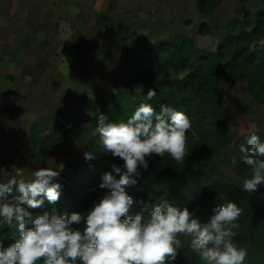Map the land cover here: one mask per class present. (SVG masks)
Wrapping results in <instances>:
<instances>
[{
	"label": "rangeland",
	"instance_id": "rangeland-1",
	"mask_svg": "<svg viewBox=\"0 0 264 264\" xmlns=\"http://www.w3.org/2000/svg\"><path fill=\"white\" fill-rule=\"evenodd\" d=\"M3 1L0 42L18 45V60H22L28 42V69L23 63L15 65L16 74L26 72L28 78L20 74L18 88L22 85V89L2 99L6 105L0 123V168L9 173L13 166L20 168L23 175L17 179L28 181L32 171L47 167L59 170L63 165L57 181L60 184L69 165L85 160V151L93 152L96 159L114 158L99 146L89 148V143L98 140L99 144L95 132L99 114L111 119L116 96L134 90V61L147 57L157 43L176 35L215 52L230 19L241 18L246 12L254 15L263 7V0H208L205 4V0ZM202 25L209 26L208 34H201ZM220 90L232 137L230 146L204 160L187 141V155L181 163L195 169L216 167L231 183L238 184L237 143L246 135L264 134V104L258 103L244 83L230 85L221 80ZM21 109L25 118L20 116ZM39 118L45 119L36 130L39 148H35L31 128ZM156 157L152 154L147 158L148 168L139 169V176L150 171ZM119 160L114 158L112 164L122 166ZM260 189L264 191V186ZM181 237V249L200 260L190 248V238Z\"/></svg>",
	"mask_w": 264,
	"mask_h": 264
},
{
	"label": "clouds",
	"instance_id": "clouds-1",
	"mask_svg": "<svg viewBox=\"0 0 264 264\" xmlns=\"http://www.w3.org/2000/svg\"><path fill=\"white\" fill-rule=\"evenodd\" d=\"M134 91L142 93L143 86H134ZM154 96L156 89L150 88L147 100ZM191 129V118L168 104L157 111L152 104L141 103L119 122L100 113L95 129L100 147L123 165L113 163L111 171L102 174L99 187L107 191L82 212L31 211L45 201L58 202L63 165L59 170L32 171L28 181L17 179L23 175L20 168L13 166L11 173L0 168V223L19 233L10 244L0 240V264H175L183 246L181 235L190 238V248L203 264H245L247 249L233 241L243 212L235 201L216 204L206 222L169 201L154 205L147 219L141 213L129 215L137 201L126 188L137 184L139 169L147 170L152 154L167 153L182 162ZM239 151L251 172L241 190L251 194L264 186V141L251 134ZM83 155L85 161L97 158L91 151ZM13 186L19 195L9 200Z\"/></svg>",
	"mask_w": 264,
	"mask_h": 264
},
{
	"label": "trees",
	"instance_id": "trees-1",
	"mask_svg": "<svg viewBox=\"0 0 264 264\" xmlns=\"http://www.w3.org/2000/svg\"><path fill=\"white\" fill-rule=\"evenodd\" d=\"M200 32L208 34L209 26L202 25ZM133 66V82L135 86L142 85L143 92L130 90L119 93L115 98V116L109 120H126L141 103H150L157 111L161 104H168L191 118L188 141L199 150L198 156L205 157L204 160L216 157L232 142L220 81L230 85L247 84L258 103L264 104V0L263 7L254 15L246 12L241 18L227 22L225 34L215 52L202 50L190 38L176 35L157 43L147 57L134 61ZM150 88L156 89V96L148 101L146 96ZM44 119L39 118L31 128V142L35 148H39L36 130ZM252 134L264 141L263 133ZM249 135L239 139L237 145L246 144ZM96 146L100 147L98 140L89 143V148ZM242 156L239 151L240 164L236 165L240 177L238 184L231 183L216 167L195 169L183 166L167 153L163 157L157 156L150 171L139 176L137 184L126 188V192L137 201L129 215L141 213L147 219L154 205L169 201L178 207H187L206 222L216 204L235 201L243 212L237 221L238 227L233 229V241L247 249L245 264H264V191L260 187L251 194L241 190L243 180L251 175L249 166L244 167ZM112 160H84L69 165L66 178L61 183L62 194L58 202L48 204L45 201L41 208L31 211L34 215L45 211L57 214L86 211L107 191L99 184L102 174L111 171ZM119 163L123 161L119 160ZM16 195L19 193L13 186L8 199ZM77 227L83 230V225ZM18 238L15 228L10 229L0 223V240L10 244ZM175 264H203V261L196 259L189 250L180 249Z\"/></svg>",
	"mask_w": 264,
	"mask_h": 264
},
{
	"label": "crops",
	"instance_id": "crops-1",
	"mask_svg": "<svg viewBox=\"0 0 264 264\" xmlns=\"http://www.w3.org/2000/svg\"><path fill=\"white\" fill-rule=\"evenodd\" d=\"M1 4L4 5L6 3L4 1L0 2V8H1ZM1 12L2 11L0 9V13ZM5 27H7V26H5ZM10 43L0 42V123H2V120H1L2 108L5 107V105H6V104L2 103L3 102L2 99H5L6 97L10 96L13 92L16 93L18 89H22V85L20 88H18V85L20 82L19 76H20V74L22 75V73H19V75L16 74L15 70H16L17 63L25 64L23 66V68L28 69V42H25V45H26L25 50H24L25 54L22 55V60H18V58L21 57V55L19 56L18 50H16L18 48V45H13V43H11V44ZM6 69L9 72L8 74L1 71V70H6ZM22 76H25L28 78V73L25 72L24 75H22ZM4 78L7 79V83L5 80L4 84H2L1 81ZM23 85L27 86L28 82H25ZM26 96H27V94H26ZM26 100H27V98H24L22 101L25 102ZM10 105H11V103H10ZM15 108H18V106H15ZM22 110L23 109L20 110V116L23 114ZM14 111H17V109H14ZM22 116H24L23 118L26 117L25 114H23ZM20 119H22V118H20Z\"/></svg>",
	"mask_w": 264,
	"mask_h": 264
}]
</instances>
